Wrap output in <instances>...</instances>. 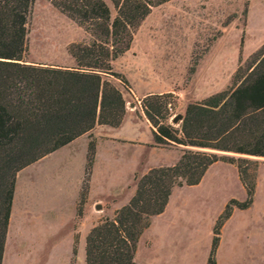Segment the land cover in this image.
<instances>
[{"label":"rangeland","instance_id":"obj_1","mask_svg":"<svg viewBox=\"0 0 264 264\" xmlns=\"http://www.w3.org/2000/svg\"><path fill=\"white\" fill-rule=\"evenodd\" d=\"M245 4L246 0H169L153 7L136 29L130 48L111 62L113 71L129 82L126 89L110 78L126 105L137 103L134 94L174 91L168 122L177 126L172 117L183 115L187 103L227 89L237 67L246 66L264 45V0ZM26 28V63L75 66L69 44L89 39L83 27L50 0H33ZM141 137L142 144L101 142L97 152L95 143L88 175V143L82 139L17 171L1 264H86L89 229L128 202L135 175L147 167L171 165L179 157L180 147L146 145L150 130L143 128ZM86 178L88 185L91 179L90 196L102 200L95 204L87 194L78 217ZM255 183L252 204L233 207L220 228L216 264H264V157L258 159ZM230 199L244 200L245 190L236 166L222 161L211 164L198 184L175 187L164 211L151 218L138 240L137 264H205L214 223Z\"/></svg>","mask_w":264,"mask_h":264},{"label":"trees","instance_id":"obj_2","mask_svg":"<svg viewBox=\"0 0 264 264\" xmlns=\"http://www.w3.org/2000/svg\"><path fill=\"white\" fill-rule=\"evenodd\" d=\"M50 1L89 35L88 41L72 42L67 48L75 66L24 62L33 0H0V264L17 171L96 124L121 123L126 101L110 78L126 89L130 85L122 73L113 71L111 62L130 48L151 9L169 0ZM175 99L174 91L147 94L141 108L151 125L152 146L180 147L179 158L135 175L128 202L89 229L86 264H137L138 240L151 218L164 211L173 189L198 184L215 162L236 166L245 199H230L218 215L205 264H216L220 228L233 207L246 209L252 204L258 159L264 157V45L246 66L237 67L227 89L187 103L177 126L168 122ZM89 137L87 175L95 157V140ZM88 180L81 187L78 217ZM75 243L77 236L73 256Z\"/></svg>","mask_w":264,"mask_h":264},{"label":"crops","instance_id":"obj_3","mask_svg":"<svg viewBox=\"0 0 264 264\" xmlns=\"http://www.w3.org/2000/svg\"><path fill=\"white\" fill-rule=\"evenodd\" d=\"M151 93L152 92L134 94L136 97L137 103H134L131 101L129 105H126L124 116L122 118L121 123L118 126L113 127L107 124H96L90 132L82 134L81 136L71 141V143L75 141H79L81 139L85 140L88 143L90 139L89 135H92V138L95 139V143H96V152L101 142L102 143H118V144H123V145H130V144H135V143L142 144L141 135L143 132V128H145L148 131L150 130L151 132V125L143 114V111L141 108V101L145 95L151 94ZM158 93H162V92H158ZM125 101H126V98H125ZM145 140L147 141L146 145L154 147L152 146V142H153L152 133H151V139L150 140L145 139ZM179 155H180V152H179ZM149 168L151 167H147L145 169L147 170ZM135 169L132 171V173L135 171ZM78 193H79V189L77 188L76 195L74 197V201H75L74 205L76 203ZM90 193H91V179H90V185H89V190H88L89 199L92 200V202H94L95 204L97 203V201L102 200V198L99 196L91 197Z\"/></svg>","mask_w":264,"mask_h":264},{"label":"water","instance_id":"obj_4","mask_svg":"<svg viewBox=\"0 0 264 264\" xmlns=\"http://www.w3.org/2000/svg\"><path fill=\"white\" fill-rule=\"evenodd\" d=\"M182 119V114H176L175 116L172 117V121L174 123H177L178 121H180Z\"/></svg>","mask_w":264,"mask_h":264}]
</instances>
